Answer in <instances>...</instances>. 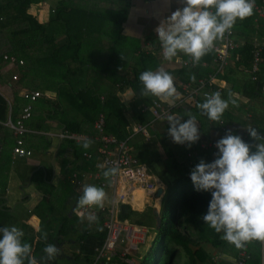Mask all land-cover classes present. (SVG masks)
I'll list each match as a JSON object with an SVG mask.
<instances>
[{
	"label": "crops",
	"instance_id": "1",
	"mask_svg": "<svg viewBox=\"0 0 264 264\" xmlns=\"http://www.w3.org/2000/svg\"><path fill=\"white\" fill-rule=\"evenodd\" d=\"M51 1L54 3L56 0ZM257 2L260 6H264V0H257ZM43 3L44 6H42ZM181 7L183 4L180 0H71L69 7L66 6L62 15V17L68 18L67 24L63 25L61 31L56 32L54 43V46L63 48L64 52L70 55L67 58L68 65L62 67V70H54V74L47 77L40 75L41 73L27 76L23 68L12 69L20 75L18 82L20 91L22 89H40L43 95L36 103L33 118L27 123L32 132L25 136V145L32 151L31 156H14L13 146L16 141L14 132L5 125V119L0 122L11 135L8 147L5 145L6 134L4 139L0 140V179L3 186L7 185L8 195L11 199L10 205L7 206L10 210L6 211L3 216L7 225H11L16 223L15 216L22 213L25 207L33 209L35 228L39 239V259L37 261L45 255L43 248L46 244L51 243L55 244L59 250L69 248L73 256L62 257L60 251L54 260L48 261V264H59L60 261L63 264L67 262H69L68 264H85L83 256H78L81 252L82 232L87 229V234H90L99 228H104L106 215L102 212L111 206L115 198V188L109 180L104 178V169L98 167L101 164L105 166L104 155L98 150L100 132L96 128V123L101 120L105 134L116 139L129 138L133 155L141 164L146 165L151 174L155 175L160 185L159 188L163 189V193L160 196L156 193L157 198L153 199L151 196L145 199L144 193L142 209L134 207V204L126 203L133 210L138 211L139 214L135 218L144 221L145 224L142 226L149 229L145 252L152 244L159 225H161L163 204L167 197L165 189L172 181L175 186L167 195L173 196L177 192L180 194L183 191L190 197L188 201L186 200L187 202L185 201L186 208L180 217V229L189 237L188 246L192 250L202 246L206 256L215 264H230L234 259L236 247L222 240V233H216L202 220V216L207 212L211 193L196 191L190 179V173L201 159L210 163L217 158L218 149L215 144L225 135L226 130L231 129L234 134L240 135L244 141L249 143H255V141L250 138L246 127H255L264 133V120L261 125L256 121L259 116H264V114H260L258 111L254 112L255 104L259 107L264 106V84L261 95L255 94L254 97H251L252 92L258 91L250 89L246 80L250 78L257 80L258 75L257 73H251V76L246 74L243 70L244 65L240 61L238 64L233 58V53L239 51L235 49L240 43L241 45L245 43L246 37L254 40L255 48H260L262 44L264 46L263 36L258 33L248 34L249 27L252 26L255 32L258 29L260 23L258 9L254 8L250 17L243 20L238 19L232 28L235 31L234 40L237 46L232 49L229 61L223 67L224 70L227 66L225 73L228 70L229 79L217 75L214 85H217V89L219 88L218 91L221 92L224 99H228L231 93L232 99L236 100L238 106H233L230 103L229 108L219 121L208 119L197 108V104L205 100L202 95L187 94L181 85V81H184L196 87L199 85L202 75L213 76L216 71H220L221 63L216 60L215 50L208 53H215L214 63L210 65L206 58L194 66H184L178 63L180 59H192L184 53H178L169 61L164 59L162 48L157 52L159 65L148 69L156 71L158 68L164 67L173 76L180 96L172 100L152 95L137 99L133 88L122 89V83L117 81L119 75L132 71L134 57L138 50L155 53L154 44L147 37L158 36L155 31L157 26ZM94 9L96 10L94 11ZM51 11L52 7L49 2L46 4L45 2L37 3L30 8L32 17H35L40 23H47L49 27H54V21L50 22L54 18ZM54 32L50 31V33ZM8 34L7 32L3 37L7 38ZM17 54L25 59L22 53ZM200 64L201 66H199ZM153 65L154 63L148 66L152 67ZM214 67H216V71L210 70ZM252 69L253 62L249 70ZM260 70L264 78V63ZM193 76L195 77L194 81ZM5 78H8V75L3 77V81L0 82V92L5 95L11 108L13 91L7 85ZM215 89L214 92L217 91ZM155 99L170 106L176 116L182 117V121H186L189 114L195 116L200 139L191 146L174 143L168 134L170 125L167 118L157 119L151 110H143L144 105H151ZM136 100H140L138 109L146 117L144 123L137 121L133 114L132 105ZM24 102L22 100V104ZM51 103H53L52 105L61 104L63 108L57 109L56 112L52 111ZM19 110L20 108L16 109L18 112L14 114V117H11L9 109L8 119L10 117L16 119ZM121 111L130 121L127 137H122L114 131L118 121L116 116H120ZM67 122H73L78 126V130L68 128ZM139 124L146 127L147 134L142 131L133 132V127ZM61 131L86 135L87 139L92 140L93 143L85 150L82 143L86 138L80 139V141L62 138ZM75 145L82 148L80 153L75 151ZM85 152L91 153L92 157H87ZM63 161L72 169L66 179L70 181V184L75 185L74 190L70 185L65 184L67 180L61 173ZM7 166H9L8 169ZM39 169L45 171L44 177L51 185L50 192L45 191L47 185L40 183L34 176ZM74 179H78L80 183H73ZM85 184L103 187L108 194V199L102 209L92 208L101 214L97 216L98 223L91 225L85 221L86 218H81L79 210H77V201ZM21 196L27 198L23 206L16 204L19 203L17 201ZM151 203L155 204L150 205ZM41 204L44 207H41ZM11 205H15V207L12 208ZM146 206H149L148 210ZM51 208H55L56 212L60 213L59 218L61 219L60 222H55L52 225L49 218ZM86 215L87 213L84 214V216ZM165 215L169 216L170 212ZM118 219H120L119 216ZM43 233H47L46 240L43 238ZM58 236H60L59 239ZM145 252L142 253L141 248L134 252L131 255L134 263L136 259L142 258ZM262 257H264V249H262ZM189 259H191L190 255ZM114 262L111 259L107 264H118V262ZM262 264H264V258Z\"/></svg>",
	"mask_w": 264,
	"mask_h": 264
},
{
	"label": "clouds",
	"instance_id": "2",
	"mask_svg": "<svg viewBox=\"0 0 264 264\" xmlns=\"http://www.w3.org/2000/svg\"><path fill=\"white\" fill-rule=\"evenodd\" d=\"M180 2L183 7L163 20L155 31L165 60L170 61L178 53H184L194 64L213 50L215 42L222 40L238 19L250 17L255 6V0ZM192 79L194 81L195 77ZM139 81L143 84L142 96L152 95L165 100L180 96L173 76L164 67L143 71ZM230 103L238 106L231 93L228 99H224L221 92L216 91L206 94L204 102L198 103L197 108L208 119L219 121ZM167 121L170 125L168 134L174 143L191 146L200 139L195 116L189 114L188 119L182 121L180 116L169 115ZM246 131L255 143L244 141L231 129L226 130L215 144L217 158L210 163L201 159L190 173L196 191L211 193L207 212L202 216L205 225L218 234L222 233L221 239L237 249L253 240L264 242V133L251 126L246 127ZM92 143L86 139L82 147L87 150ZM98 167L104 169L103 176L109 182L121 172L116 164L108 168L102 164ZM107 199L103 187L85 184L77 201V210L102 209ZM82 217L90 225L98 223V217L92 212L86 216L82 214ZM23 237V230L14 225L0 228V264H48L60 253L55 244L48 243L43 248L45 255L37 261L32 255L31 244ZM43 238L47 239V233H43Z\"/></svg>",
	"mask_w": 264,
	"mask_h": 264
},
{
	"label": "trees",
	"instance_id": "3",
	"mask_svg": "<svg viewBox=\"0 0 264 264\" xmlns=\"http://www.w3.org/2000/svg\"><path fill=\"white\" fill-rule=\"evenodd\" d=\"M70 1L71 0H56L53 3L51 0H0V81H3L2 78L4 77L1 75V69L6 64V61L3 60V56L4 54L10 52H17L23 54L26 60V64L23 67V71L25 70L27 76L36 73H41L40 75H45L46 77L52 76L54 74V70L61 69L62 67H66L68 65L67 58L70 55L65 53L63 48L54 46V43L57 36L56 32L61 31L63 29V25L67 24L68 18L62 17V15L65 11L66 6L67 8L69 7ZM42 2L51 3V14L54 18L50 22L54 21V27H49L47 23H40L37 19H35V17H32L30 8L33 5ZM95 10L96 9H94V11ZM60 14L61 16H59ZM252 28L253 27L251 26L248 29L249 35H251V33H258L260 36L264 37L263 20H260L256 32ZM51 30L55 32L50 33ZM7 32L9 33L8 37H3ZM147 39L154 44L155 53H145L140 52V50H138L137 54L134 57L132 71L125 72L123 75H119L117 78V81L122 83V89H126L127 87L133 88L137 99L143 97L141 95L143 84L139 81L140 73L146 70H151L148 68H153L159 65L157 52L161 49V47L159 45L160 41L158 39V36H153L150 38L147 37ZM240 45L238 47H240ZM237 48L235 50L239 51L233 53V58L236 59L238 64L240 61L241 64L244 65L243 70L246 72V74L251 76V73L248 70L252 67L254 40L246 37L245 43L241 45L239 49ZM261 48L263 50V54L261 57L260 66L262 65V63H264L263 44L261 45ZM213 56H215V53L205 55L204 57H202L201 60L207 58L211 65L212 63H214ZM151 62H153L154 65L152 67H149V64H153ZM201 64L199 66H201ZM214 68L210 70L216 71V67ZM225 69L222 72H220L221 70L216 71V74H214L213 76L216 77L218 75L220 77L222 76V78L229 79L228 70L225 73ZM257 75V80H252L250 77V79L246 80L250 89H252L253 91H258L252 92L251 97H254L255 94L261 95L262 92L264 78L261 75V70L257 72ZM202 77H206L208 79L211 78L210 75H202L201 78ZM5 79L7 85L13 91V101L11 102L12 107L10 108V104L8 103V100L6 99L5 95H2V93L0 92V122L4 119V121H7L10 113L9 109L11 110V117H14V114L18 112L16 111V109L20 108L19 114L17 116L19 117L23 114V108L25 107V105H27V101L22 97L23 89L21 91L19 90L18 82L20 81V79L18 81L13 82L12 84H9L8 78ZM214 86V89L216 88L215 90L218 91L219 88L217 89V85ZM22 100L25 101L23 104ZM37 102H39V100H37L36 103ZM36 103H34L32 107L31 117L26 120L27 123L33 118ZM52 104L53 103H51V105ZM138 104H140V100L134 101V104L132 105L133 114L137 121L144 123L146 117L143 113H141L142 111L138 109ZM50 108L52 109V111L56 112L57 109L60 110L63 108V106L61 104H55L52 105ZM110 114L113 113L110 112ZM117 117L118 121L116 123V130L114 131L122 137H127L129 135L128 126H130V121H128L129 119H127V116L123 114L122 111L121 115L116 116V118ZM67 127L72 130H78V126L75 125L73 122H67ZM31 132L32 130L26 133V135L30 134ZM4 136L5 127L0 123L1 141L4 139ZM74 149L75 151L80 153V150L82 148L75 145ZM8 167L9 166H7V169ZM71 170V167L63 161L61 173L64 176V179H66ZM44 174L45 171L43 169H39L35 172L34 176L39 180L40 183H42L43 185H47L45 187V191L50 192L49 187H51V185L48 183V179L44 177ZM65 184L68 186L67 182H65ZM40 187L43 186L40 185ZM191 193L194 194V192ZM189 198L190 197L186 195V192L183 191H181L180 194L179 192H177L173 196L167 195L164 200V208L161 216L162 222L161 225H159V229L157 230V235L153 239L152 244L142 256V258L138 259L140 260L139 264H215L212 263L208 256H206V253L202 246H199L197 249H194L196 251L192 250L188 246L187 242L189 237L180 229V217L183 215L182 213L186 208V204L184 203L186 200L188 201ZM137 212L138 211L133 210L130 205L122 204L120 206L118 216L121 220L128 219L133 223L144 225V221L140 220V218H135L137 214H139ZM167 212H170L169 216L165 215ZM82 233L83 234L81 235V239H83L82 242L80 241L81 252L80 254H78V256H83L86 262L85 264H91V261L93 260L92 258H94L96 254V248L101 247L105 242V239L107 237V229L105 227L99 228L91 232L90 234H87V229H85ZM167 240H169V245L166 244ZM262 249H264V242L256 240L249 242L243 248H236L235 257L230 264H234L239 252L242 250H247L249 255L245 264H262L264 258L262 257ZM188 254L191 256V259H189ZM128 257H131V255H129ZM112 259L115 262H118L119 264H129L122 261L119 256ZM172 260L174 261L173 263Z\"/></svg>",
	"mask_w": 264,
	"mask_h": 264
},
{
	"label": "built area",
	"instance_id": "4",
	"mask_svg": "<svg viewBox=\"0 0 264 264\" xmlns=\"http://www.w3.org/2000/svg\"><path fill=\"white\" fill-rule=\"evenodd\" d=\"M254 8L258 9V16L260 20L264 21V6H260L257 0H255ZM234 29L227 32L222 40H217L214 44L213 50L216 51V60L221 63V71L223 67L228 63L231 51L237 46L234 40ZM262 57V48H255L253 51V69L250 73L255 74L260 71V61ZM6 61L5 67L1 71L2 76L8 75L9 84L20 79V75L13 71V68H23L26 64L25 59L20 57L16 53H6L3 56ZM184 66H194L191 60L180 59L179 62ZM215 77L200 78L199 85L194 87L189 82L181 81L183 89L187 94H211L214 92ZM1 82V81H0ZM208 86V87H207ZM209 88V89H208ZM43 92L40 89H23L22 97L27 101V105L22 110V115L16 119L11 117L5 122V125L12 129L16 137L15 145L13 146V154L18 157H29L32 155V151L25 145V135L31 130L27 126L26 120L31 117V110L39 98H41ZM143 110H151L157 119L167 118L169 115H175L172 112L170 106L165 105L160 100L155 99L151 105H144ZM103 121L96 123V128L100 132V144L98 150L104 155L105 168L112 167L114 164L118 165L121 169L120 174L111 179V184L115 188V198L111 206L102 214H105L104 227L107 229V237L104 244L101 247L96 248V254L91 261V264H107L112 258L120 257L125 263L133 264L134 260L129 255H133L135 251H138L142 244H145L149 238V229L142 226L133 224L128 220L118 219V213L121 204H134L133 199L135 197V191L142 189L145 193V199L154 195L159 189V184L155 175L151 174L146 165L141 164L138 159L132 153V147L129 144V138L116 139L115 137L105 134L103 127ZM142 131L147 134V129L144 125L139 124L133 127V132ZM60 136L62 138L73 139L80 141V139L88 138V136L78 133H70L67 131H61ZM86 136V137H85ZM87 157H92V154L85 152ZM73 183L79 184L78 179H74ZM105 185V184H104ZM92 212L96 216L100 214L96 209L82 208L78 213L80 216ZM254 241V240H253ZM249 243V242H248ZM246 243L245 245H247ZM249 257L247 250L239 252L234 264H245ZM119 264V263H118Z\"/></svg>",
	"mask_w": 264,
	"mask_h": 264
},
{
	"label": "flooded vegetation",
	"instance_id": "5",
	"mask_svg": "<svg viewBox=\"0 0 264 264\" xmlns=\"http://www.w3.org/2000/svg\"><path fill=\"white\" fill-rule=\"evenodd\" d=\"M34 179V176H33ZM27 200V198H23V196L18 198L19 203H16L20 206H23V203ZM11 201L10 196L8 195L7 185L3 186L2 180L0 179V219H4V221H0V228L3 227H9V226H16L23 230L24 232V241L31 244L33 252L32 255L38 260V236L37 231L35 228V218L33 217V209H28V207H25L22 210V213L15 216V224L7 225L5 222V217L3 214L10 210L7 206L10 205L9 202ZM15 204V205H16ZM15 205H11L12 208L15 207ZM11 208V209H12ZM30 208V207H29ZM20 219V220H19ZM13 220V219H12ZM12 223V222H11Z\"/></svg>",
	"mask_w": 264,
	"mask_h": 264
},
{
	"label": "rangeland",
	"instance_id": "6",
	"mask_svg": "<svg viewBox=\"0 0 264 264\" xmlns=\"http://www.w3.org/2000/svg\"><path fill=\"white\" fill-rule=\"evenodd\" d=\"M46 4V3H45ZM42 6H44V3H43V5ZM41 6V7H42ZM32 11V10H31ZM14 28V27H13ZM261 43H262V41H260ZM151 63H153V62H151ZM199 95H202L203 96V94H199ZM204 97V96H203ZM205 98V97H204ZM259 103V102H258ZM255 110H254V112L255 111H258L260 114H264V106L263 107H259V106H257V104H255ZM261 120V121H260ZM263 120H264V116H259L257 119H256V121H257V123L259 124V125H261V123L263 122ZM5 134H6V141H5V145H6V147H8L9 145H10V133H9V131L6 129L5 130ZM14 179L16 180V176L14 177ZM65 180H67V179H65ZM67 183H68V185H70V187L74 190V186L72 185V184H70V181L69 180H67ZM174 183L172 182V181H170V184L166 187V189H165V194H166V196H167V194H169V191L170 190H172L173 188H174ZM143 196H144V194L141 196V198H142V201H139V203H137V205H136V207L137 208H139V209H142L143 208V206H144V198H143ZM151 197H152V199L155 197V198H157L156 196H155V194L154 195H151ZM151 197H150V199H151ZM156 201H157V199H156ZM46 204V202L44 203V205ZM152 204H155V203H151L150 205H152ZM44 205H42L41 204V207H44ZM152 207V206H151ZM146 209L148 210L149 209V206H146ZM74 216V215H73ZM84 216V215H83ZM60 217V213H57L56 212V210H55V208L54 209H52L51 208V213H50V224L52 225V224H54L55 222H60L61 221V219L59 218ZM81 218H83L82 216H81ZM0 221H4V219H0ZM85 221H87V219H85ZM66 226H68V224L66 223ZM60 238V236H58V239ZM67 242V241H66ZM147 242H148V240H147ZM146 244V243H145ZM145 244H142L141 246L142 247H140L141 248V252L143 253V252H145V248H146V245ZM166 244L167 245H169V240H167V242H166ZM61 251V254H62V257H72L73 255H72V251H70L69 250V248L68 249H62V250H60ZM135 259V258H134ZM69 262H67L66 264H68ZM140 263V260H138V259H136L135 260V264H139ZM59 264H63V262L62 261H60L59 262Z\"/></svg>",
	"mask_w": 264,
	"mask_h": 264
},
{
	"label": "bare ground",
	"instance_id": "7",
	"mask_svg": "<svg viewBox=\"0 0 264 264\" xmlns=\"http://www.w3.org/2000/svg\"><path fill=\"white\" fill-rule=\"evenodd\" d=\"M144 194V191L142 190V189H137L136 191H135V197H134V199H133V203H134V207L137 205V203H139V199H141V201H142V198H141V196ZM135 252H137V251H135Z\"/></svg>",
	"mask_w": 264,
	"mask_h": 264
},
{
	"label": "water",
	"instance_id": "8",
	"mask_svg": "<svg viewBox=\"0 0 264 264\" xmlns=\"http://www.w3.org/2000/svg\"><path fill=\"white\" fill-rule=\"evenodd\" d=\"M162 193H163V189L159 188L157 191V195L160 196ZM158 219H159V216H158Z\"/></svg>",
	"mask_w": 264,
	"mask_h": 264
}]
</instances>
